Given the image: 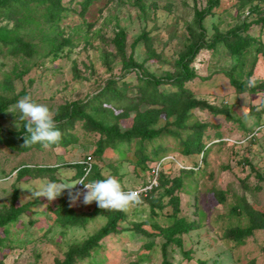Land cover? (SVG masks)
Returning <instances> with one entry per match:
<instances>
[{
  "label": "rangeland",
  "instance_id": "obj_1",
  "mask_svg": "<svg viewBox=\"0 0 264 264\" xmlns=\"http://www.w3.org/2000/svg\"><path fill=\"white\" fill-rule=\"evenodd\" d=\"M86 1L59 0L61 15L51 21L40 16L42 7L17 24L6 18V10H0V25L14 29L32 47L29 54L0 52V93L15 97L16 102L30 95L53 116L72 101L95 98L105 114H96L89 106L86 111L94 114L96 121L103 119L125 131L133 125L136 111L154 105L140 97L138 76L144 71L124 64L113 43L115 34L120 29L126 32V56L132 54L145 72L156 77L174 76L179 53L194 37L190 31L194 28V7H203L205 0H89L85 6ZM249 7L241 6L240 0H220L203 19L205 39L250 22L243 33L259 42L240 55L221 44L201 49L189 65L195 75L184 83L194 98L228 113L195 107L184 127H179L174 115L162 112L150 126L163 128L159 136L149 141L133 137L111 143L100 154L96 152L100 133L86 129L82 120L65 126L66 134L77 140L67 146L57 143L46 149L18 150L6 139L0 141V215L8 212L14 199L23 206L16 221L0 227V264H56L69 248L107 221L105 215H96L83 225L63 226L56 221L54 210L61 199L76 211L94 208L96 202L85 205L82 195L75 201L70 198L69 191L73 195L84 191L80 185L52 201L33 197L30 190L21 188L34 189L66 178L78 181L85 174L73 164L91 155L103 179L115 177L123 189H136L150 179V158L139 162L140 156H152L155 150L158 156L163 153L161 159L173 157L162 162L158 185L140 195L142 203L125 213L119 222L123 227L120 233L104 238L91 256L74 264H163L164 260L170 264H264L262 231L255 230L242 241L230 232L232 227L248 223L245 211L264 212V89L238 92L230 79L232 75L243 83L264 80V54L256 51L259 43L264 45V22H251L260 15L250 12ZM259 11L264 12L263 1ZM143 32L148 41L140 39L133 46ZM63 39L69 42L62 43ZM55 47H59L56 52ZM110 78L116 80L121 96L108 101L99 94ZM164 88L175 89L168 83L160 86ZM16 102L0 114L2 126L14 131L18 130L15 122L19 129L22 124L18 110L11 113ZM200 124L206 125L202 141L207 153L203 157L182 153L181 141L192 126ZM174 179H180V184L168 195L166 187ZM172 195L178 197L176 216L193 221L197 228L180 235L181 245L169 243L164 257V239L154 234L151 224L166 226L174 220ZM152 199H160L162 207L152 209ZM138 226L150 234L140 232Z\"/></svg>",
  "mask_w": 264,
  "mask_h": 264
},
{
  "label": "trees",
  "instance_id": "obj_2",
  "mask_svg": "<svg viewBox=\"0 0 264 264\" xmlns=\"http://www.w3.org/2000/svg\"><path fill=\"white\" fill-rule=\"evenodd\" d=\"M219 1L220 0H205V5L203 7H194L192 19L194 28L190 27L191 35L194 37L186 44L183 51L179 53V56L175 61L176 73L174 76L166 75L165 77H156L148 72H145L142 65L133 58L132 54L126 56V32L122 29L117 31L113 39V43L119 54L123 56V62L127 67H131L133 70L141 69L144 71L142 75L138 76V91L140 93V97L145 99L147 103L154 105V107L143 111H136L134 123L130 129L120 131L116 126L106 124L103 119L96 121L93 117L94 114L86 111L85 108L88 106L92 108L96 114L99 111H104L98 108L99 106L95 98L81 102L72 101L64 106L61 114L54 116L56 126L61 132V139L58 144L67 146L71 143L77 142L74 135L70 133L66 134L67 131L65 132V126L72 127L74 122L77 120H82L86 129H92L100 133L101 136L96 147V152L100 154L103 152L104 147L111 143L131 141L133 137H139L141 140L147 139L149 141L159 136L161 131H163V128L156 129L150 126L157 120L158 114L162 112H165L167 116L174 115V123L179 127H184L185 121L190 114L189 111L195 107L208 108L213 113L226 112L221 110L219 107L208 105L205 101L197 100L192 96L191 91L184 86V83L195 75L193 69H191L189 65L201 49H213L221 44L232 54L240 55L244 53L243 50L245 48L250 47L256 41L259 42L258 40L253 39V37L249 34L243 33L248 30L250 22H242L240 25H236L226 32L217 31L211 39H205L203 19L205 16L213 12V9L219 5ZM262 1L264 2V0H240L241 6L250 4V12L260 15L251 22H264V15L261 16L264 12L259 11L260 3ZM88 2L89 0H87L84 5L86 6ZM37 7H42V13L41 15L38 13V15H40L45 21L58 19L61 15V10L63 9L59 0H0V10H6V18L13 20L16 24L19 23V21L28 20L33 13L38 12L36 10ZM140 39H144L145 42L148 41V36L145 32L135 38L132 45L134 46ZM68 42L69 41L67 39H63L62 41V43L65 44ZM262 44L259 43L258 47H256V51H260L264 54V45ZM60 45L61 43H59V46ZM146 45L149 53H151L149 44L147 43ZM54 46L56 45L54 44ZM31 48V43L25 42L22 37L16 34L14 29L8 28L6 25H0V52H2L3 49H6L9 54H16L19 52L29 54L31 52ZM58 48L59 47H55V52ZM141 70L139 72H141ZM230 79L231 83L238 92L246 91L250 93L264 89V80H254L250 85V83L239 82L232 75H230ZM163 83H168L169 86H173L175 89H160V86ZM115 84L116 80L114 78L108 79L101 89L99 97L107 98L109 101L110 99L121 96L119 93L120 91ZM14 102H16L15 97L12 98L9 95L0 93V114ZM158 105H160V107H158ZM205 126V124H200L191 127L187 137L181 141V145L183 146L182 153L189 155L202 154V157L207 153V147L202 141V134ZM24 135L27 134L24 132L23 122L20 129L17 131L7 129L0 123V141L6 139L7 142L11 143L13 147L18 150H30L41 146L39 144H35L30 147H24ZM162 156L163 153L158 156L157 150L153 152L152 156H148L143 153L140 156L139 162H145V160L150 158V164L152 165L161 159ZM150 164L148 165V168L150 167ZM73 165L79 167L81 175L84 174L83 164L81 162L74 163ZM101 179H103L102 176L97 171L96 167L92 165L90 175H88L85 182L87 183ZM172 182L173 184L169 186L166 185V182H161L162 186H167L166 194L168 195L172 194L174 188L180 184V179H174ZM60 201L61 202H59L54 211L56 221L63 226L83 225L96 215H105L107 217V221L95 233L91 234L80 244L69 248L64 259L62 261L58 260L56 264H74L78 260L91 256L92 251L99 245L100 241L111 234H117L123 230V227L119 225V222L125 219L126 214L124 212L105 211L100 209L97 204H95L94 208L90 211H76L64 200L61 199ZM170 201L171 205L174 207V220L166 226H161L156 223L151 224L154 234H159L164 239L162 248L164 257L166 255V246L169 243L181 245L180 235L191 229L197 228L196 223L193 221H187L184 217L176 216V213L178 212V197L176 195H172ZM150 202L152 209L154 207H162L160 199H152ZM22 209L23 206L16 204L14 199L8 212L4 215H0V227L7 222L16 221ZM245 212L247 213L246 218L248 223L243 226H234L230 230V232H233L234 234L233 237L238 239V241H242V238L253 235L255 230H260L264 234V212ZM137 230L147 235L150 234L142 229L141 226H138ZM163 264L170 263L167 260H164Z\"/></svg>",
  "mask_w": 264,
  "mask_h": 264
},
{
  "label": "clouds",
  "instance_id": "obj_3",
  "mask_svg": "<svg viewBox=\"0 0 264 264\" xmlns=\"http://www.w3.org/2000/svg\"><path fill=\"white\" fill-rule=\"evenodd\" d=\"M252 83L250 81V85ZM17 110L20 114L19 120L23 122L24 132L27 134L24 135V147L39 144L46 149L60 141L61 132L56 126L52 112L46 105L38 104L33 101L30 95H25L16 102L11 113L15 115ZM15 126L19 130V125L16 122ZM88 175H90V170L78 181L66 178L61 183L48 182L40 184L34 189L31 187L21 189L30 190L33 197H44L48 201H52L65 190H71L76 185H82L84 191L82 193L76 192L75 195L69 191L70 198L75 201L82 195L85 205L95 201L97 206L105 211L127 213L131 207L142 203L139 192L134 190L125 191L120 181L115 177L110 176L86 183Z\"/></svg>",
  "mask_w": 264,
  "mask_h": 264
},
{
  "label": "built area",
  "instance_id": "obj_4",
  "mask_svg": "<svg viewBox=\"0 0 264 264\" xmlns=\"http://www.w3.org/2000/svg\"><path fill=\"white\" fill-rule=\"evenodd\" d=\"M202 156V154H201ZM173 159V157H164L162 159H159L158 161H156L155 163H153L152 165H150L149 167V176L150 179L147 183H145L144 185L136 188V189H124L125 191H129V190H134L140 193V195H146L147 193H149L152 189H154L157 185H158V178H159V174L161 171V164L162 162H164L165 159ZM83 164V171L84 174H86V172H88L89 170H91L92 165H93V160L91 155H87L86 158L81 162ZM81 188H83L82 185H80Z\"/></svg>",
  "mask_w": 264,
  "mask_h": 264
}]
</instances>
